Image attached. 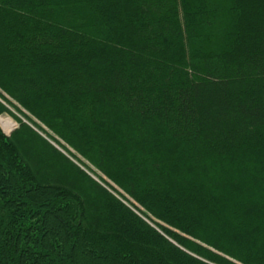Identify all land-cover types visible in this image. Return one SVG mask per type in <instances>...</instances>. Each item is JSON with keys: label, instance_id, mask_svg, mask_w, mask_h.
<instances>
[{"label": "trees", "instance_id": "16d2710c", "mask_svg": "<svg viewBox=\"0 0 264 264\" xmlns=\"http://www.w3.org/2000/svg\"><path fill=\"white\" fill-rule=\"evenodd\" d=\"M0 99V264H264V0H0Z\"/></svg>", "mask_w": 264, "mask_h": 264}, {"label": "rangeland", "instance_id": "374dc122", "mask_svg": "<svg viewBox=\"0 0 264 264\" xmlns=\"http://www.w3.org/2000/svg\"><path fill=\"white\" fill-rule=\"evenodd\" d=\"M61 88H62V84H61ZM54 91H52L51 93H53ZM1 100V99H0ZM4 104H6L5 103V101H3V100H1ZM7 105V104H6ZM8 106V105H7ZM9 108H10V106H8ZM17 107V106H16ZM19 108V107H18ZM11 109V108H10ZM13 109V110H12ZM11 109V112L15 115V117H17L18 119H20L21 121H23V122H26L25 120V118L24 117H22L21 115H19V113L16 111V109L15 108H12ZM20 111L22 112V109H20ZM0 118H2V119H4V118H9V119H11L13 122H14V127L11 129V132L9 131V132H6L5 130H4V128L2 127V125H1V123H0V128L2 129V131H3V133L5 134V135H7V136H9L15 129H17L18 128V122L16 121V119H14V117L13 116H10V115H8V114H6V113H4V114H2V115H0ZM45 131H46V129H44ZM8 133V134H7ZM54 138V137H53ZM54 143V142H53ZM61 143V142H60ZM54 146L56 147V148H58V144L57 143H54ZM73 152V151H72ZM73 154H75V153H73ZM85 163V162H84ZM50 166H51V170L52 171H54V174L56 173V174H59V171H58V168H57V166H53L52 164H50ZM99 182H101L102 183V185L105 187V188H107V189H109V188H111L110 186H112V188L110 189L113 193H114V195L116 196V197H120L123 201H124V203H126V201L127 202H131V203H134L133 201H132V199H130L122 190H120L118 187H114V184L113 183H111L106 177H104V176H102V175H94V174H92ZM110 185V186H109ZM109 186V187H108ZM112 258V256H108V254H106V258L108 259V258ZM106 259V260H107Z\"/></svg>", "mask_w": 264, "mask_h": 264}, {"label": "bare ground", "instance_id": "6f19581e", "mask_svg": "<svg viewBox=\"0 0 264 264\" xmlns=\"http://www.w3.org/2000/svg\"><path fill=\"white\" fill-rule=\"evenodd\" d=\"M14 121V120H13ZM9 118H0V123L6 132H9L14 127V122Z\"/></svg>", "mask_w": 264, "mask_h": 264}, {"label": "water", "instance_id": "95a60500", "mask_svg": "<svg viewBox=\"0 0 264 264\" xmlns=\"http://www.w3.org/2000/svg\"><path fill=\"white\" fill-rule=\"evenodd\" d=\"M10 132H11V130H10ZM8 134V133H7Z\"/></svg>", "mask_w": 264, "mask_h": 264}]
</instances>
